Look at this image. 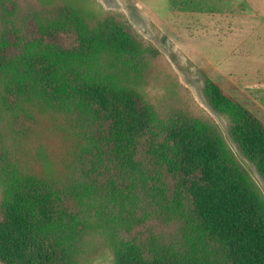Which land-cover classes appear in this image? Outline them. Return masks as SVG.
Segmentation results:
<instances>
[{"label":"trees","instance_id":"obj_1","mask_svg":"<svg viewBox=\"0 0 264 264\" xmlns=\"http://www.w3.org/2000/svg\"><path fill=\"white\" fill-rule=\"evenodd\" d=\"M20 1L42 10L35 32ZM115 21L0 0V264H82L97 242L110 264H264V196L210 124L159 119L129 72L141 44ZM204 82L264 180V125ZM149 216L177 223L167 244L125 236Z\"/></svg>","mask_w":264,"mask_h":264},{"label":"rangeland","instance_id":"obj_2","mask_svg":"<svg viewBox=\"0 0 264 264\" xmlns=\"http://www.w3.org/2000/svg\"><path fill=\"white\" fill-rule=\"evenodd\" d=\"M41 1L70 2L95 16L113 18L127 28L141 44L129 72L143 75L137 88L159 119L165 121L179 113L210 124L264 196L263 178L232 141L229 118L212 108L204 89V80H212L223 94L264 125V0ZM30 4L34 6L19 2L26 14L28 30L35 32L38 29L35 19L42 18L43 14L38 5ZM58 36L69 42L75 39L76 33L70 27ZM0 127L7 131L5 122L0 123ZM39 135L52 136L50 133ZM44 141L54 147L55 154L61 153L57 151L61 147L57 148L55 140L53 144ZM164 181L167 190L172 189V183ZM143 213L141 209L139 215ZM176 230L174 220L149 216L122 235L136 236L141 243L150 238L152 242L160 240L167 244ZM97 244L98 249L82 264H110L109 251L101 242Z\"/></svg>","mask_w":264,"mask_h":264}]
</instances>
